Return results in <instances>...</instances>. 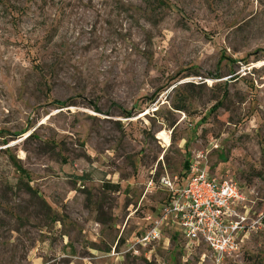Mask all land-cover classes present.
<instances>
[{
    "label": "rangeland",
    "instance_id": "obj_1",
    "mask_svg": "<svg viewBox=\"0 0 264 264\" xmlns=\"http://www.w3.org/2000/svg\"><path fill=\"white\" fill-rule=\"evenodd\" d=\"M197 157L264 214V0H0V264H200L139 241Z\"/></svg>",
    "mask_w": 264,
    "mask_h": 264
},
{
    "label": "built area",
    "instance_id": "obj_2",
    "mask_svg": "<svg viewBox=\"0 0 264 264\" xmlns=\"http://www.w3.org/2000/svg\"><path fill=\"white\" fill-rule=\"evenodd\" d=\"M198 158L189 164L185 185L161 177L168 201L139 241L151 243L167 224H176L185 249L204 248L200 264H237L245 240L264 227V214L251 210L236 181L208 173Z\"/></svg>",
    "mask_w": 264,
    "mask_h": 264
},
{
    "label": "trees",
    "instance_id": "obj_3",
    "mask_svg": "<svg viewBox=\"0 0 264 264\" xmlns=\"http://www.w3.org/2000/svg\"><path fill=\"white\" fill-rule=\"evenodd\" d=\"M61 104H62V103H61ZM189 164H190V160H189V159H186V160L184 161V164H183V166H184V168H185V171L183 172V175L181 176V178H182V177H185V175L187 174V172H188V168H189ZM181 178L179 179V183L182 181ZM105 186H106V187H113V188H115V189H118V186H117V185L110 184V183H105ZM115 189H114V190H115Z\"/></svg>",
    "mask_w": 264,
    "mask_h": 264
},
{
    "label": "crops",
    "instance_id": "obj_4",
    "mask_svg": "<svg viewBox=\"0 0 264 264\" xmlns=\"http://www.w3.org/2000/svg\"><path fill=\"white\" fill-rule=\"evenodd\" d=\"M185 177H186V175H185ZM178 183H179V182H178ZM177 186H179V185H177ZM157 215H158V214H157ZM167 226H169V227H168V228L166 227V229H172V227H173L174 225L169 223ZM164 228H165V227H164ZM166 229H165V230H166ZM172 230H173V229H172ZM177 234H179V233L173 232V237H176ZM180 236H181V235H180Z\"/></svg>",
    "mask_w": 264,
    "mask_h": 264
}]
</instances>
